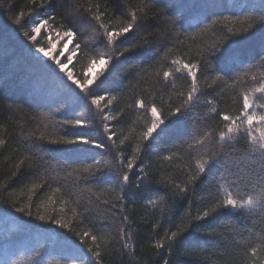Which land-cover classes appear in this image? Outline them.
<instances>
[{
    "label": "snow or ice",
    "instance_id": "obj_1",
    "mask_svg": "<svg viewBox=\"0 0 264 264\" xmlns=\"http://www.w3.org/2000/svg\"><path fill=\"white\" fill-rule=\"evenodd\" d=\"M112 4L109 17V5L99 0H47V7L41 0L43 12H30L29 26L23 11L10 17L30 58L23 103L54 108L62 118L40 119L35 131L20 133L10 179L21 177L27 202L9 206L29 218L21 221L25 229L40 228L32 220L48 225L40 230L70 253L66 264H124V257H134L139 224L128 211L134 190L143 193L145 214L159 209L174 224V230L156 233L155 249L171 255L185 234L200 227L197 222L238 217L252 226L241 231L222 221L204 230L212 239L199 245L208 251L202 264H264V0L239 5L245 15L209 11L191 31V11L178 16L179 9L221 5ZM85 25L89 42H77L64 62L52 56L55 44L46 49L37 40L42 29L47 36L56 31L58 39L67 38V48ZM257 33L260 51L239 60L234 49L240 38ZM81 51L86 71L77 78L68 64ZM97 66L107 74L92 75ZM120 96L131 102L121 107ZM93 109L99 124L85 115L94 117ZM126 113L134 119H123ZM118 127L127 133L117 139ZM6 144L0 138V149ZM153 157L160 162L155 172ZM3 187L15 191L14 185ZM37 189L47 195L34 213ZM191 196L202 202L195 214ZM177 199L188 207L179 223L172 219ZM11 215L0 208V216ZM76 221L83 227H74ZM154 226L160 229L161 223Z\"/></svg>",
    "mask_w": 264,
    "mask_h": 264
},
{
    "label": "trees",
    "instance_id": "obj_2",
    "mask_svg": "<svg viewBox=\"0 0 264 264\" xmlns=\"http://www.w3.org/2000/svg\"><path fill=\"white\" fill-rule=\"evenodd\" d=\"M44 2L47 7V0H44ZM128 2L133 5H138L142 0H128ZM165 2L167 3L168 0H165ZM177 2L181 4L221 5L220 7L212 9H179L177 11L178 16L191 11L192 19L187 21V23L193 25V29H189L191 31L194 30L198 21L204 19V16L207 15L209 11H214L217 14L223 15H245L247 13H245L239 5L252 2L258 3L259 0H177ZM40 3L41 0H35V4H33L31 0H0V44H4L0 47V99L5 101V103L0 106V138L7 141L6 146L0 149V208H7L8 211L12 213L11 216H0V260H7L9 264H66V257L70 254L60 244L54 242L47 233L40 230L48 227V225H43L39 221L32 220L31 223L39 225L40 228L25 229L21 221L29 218L15 213L9 206L10 201L27 202L28 194L24 189L23 183H20L21 177L17 176L15 179H10L11 172L13 171L12 163L20 156V133L23 132L27 134L28 132L35 131L39 120L43 119V116H49V119L54 118L56 120L62 118V113H57L54 108H30L28 104L23 103V101L27 99L26 96L20 97L17 95V98L15 97L17 93H22L21 89L27 79V69L30 58L27 54V50L23 46L27 41H25V38L16 30L17 26L12 23L10 17L16 12L23 11L25 13L23 23H25L27 27L29 26L27 22L32 19V17L29 16L30 12L33 15H35L36 11L43 12V9L40 8ZM99 3H101V5L105 3L109 5V17H111L115 10V5L112 4V0H99ZM10 5L11 10L9 9ZM256 14L258 15L259 13ZM204 22L208 23L209 21ZM237 27H239V25H237ZM59 30L57 21L56 31ZM56 31H53L51 36H47L45 30L42 29L40 35L37 37L38 42L47 49L49 43H54V38L57 37ZM88 33L89 29L85 25L82 29V34H78L73 38L68 49L63 47L66 41H64V43L60 42L57 47L51 49L52 56L59 57L61 62H64L77 42H80L82 47L85 43L89 42ZM240 39L242 42L234 49V52L239 56V60H250L260 51L259 33L250 39ZM41 58L45 59L43 57ZM85 63L86 60L83 58V52H78L73 56L72 62L68 64V69L72 70L77 78H83V74L86 71L83 67ZM102 71H105L103 66L94 76H98ZM105 74H107L106 71ZM180 83L184 82L181 81ZM119 84L120 82L117 80L116 85L119 86ZM137 90H139V88H137ZM118 99L121 107L131 102L126 96H120ZM175 99V96H173V101H175ZM17 102H19L18 106ZM93 113H95V109H93ZM85 115L93 118L96 124L100 123L98 113H95L94 117L87 112H85ZM123 119L130 122L134 117H129L126 113ZM109 123L111 125L116 122L112 121ZM3 129H6V131ZM113 130L118 134L117 139L122 132L125 134L127 133V129L123 127L114 128ZM49 147L56 146L50 145ZM122 150L127 154V142ZM151 162L154 165L151 170L155 172L156 166H158L160 162L155 157L152 158ZM5 184L10 186L14 185L15 191L9 192L3 187ZM176 191L179 190L177 189ZM201 191H204V189L202 188ZM46 195L47 193L40 189H37V192L33 194L34 213L36 205L41 202ZM142 196V192L134 190L131 198L128 199V211L139 224V231L134 234L137 242L135 255L131 258L124 257V264H164L165 260H168L169 264H202V262L208 258V251L207 249L201 250L199 245L204 241L212 239L204 235V230L206 228L218 225L222 221L235 223L241 231L252 226L248 221L238 217H210L205 221L197 222L200 227L185 234L187 236L185 242L169 255L164 249L157 250L152 245L153 242L159 238V236L156 235L157 232L162 236L164 229L171 228L174 230V224H169L166 218L162 219L159 215V209L156 210L155 214H153L151 210L145 214V209L142 207ZM190 199L192 200L191 211L195 214L199 210L198 205L202 206V202L199 200L198 196H191ZM187 210V203L184 200L177 199L176 207L173 209L172 219L176 223H179V217ZM55 214H60L58 205ZM154 222H160L161 228L156 229ZM74 227L83 226H80L79 222L76 221ZM244 234L247 235V232H244ZM61 251L63 254L60 253ZM115 255L119 256V253L117 252Z\"/></svg>",
    "mask_w": 264,
    "mask_h": 264
},
{
    "label": "rangeland",
    "instance_id": "obj_3",
    "mask_svg": "<svg viewBox=\"0 0 264 264\" xmlns=\"http://www.w3.org/2000/svg\"><path fill=\"white\" fill-rule=\"evenodd\" d=\"M64 41H67V38H60V39H58L57 37H55L54 38V43L53 44H55V47H57V45H59V43L61 42H63L64 43ZM71 43V42H70ZM70 43H68V45H67V49H68V47L70 46ZM4 44L3 43H1L0 44V47L1 46H3ZM102 68V66H97V68L93 71V73H92V75H94L99 69H101ZM21 94V95H20ZM17 95H19L20 97H22V96H24L22 93H17L16 95H15V97L17 98ZM32 102H31V100L29 99L28 100V104H31ZM50 117L49 116H43V119H49ZM8 232V231H7ZM60 253H62L63 254V252L61 251Z\"/></svg>",
    "mask_w": 264,
    "mask_h": 264
}]
</instances>
